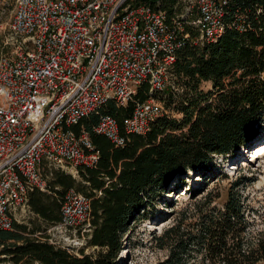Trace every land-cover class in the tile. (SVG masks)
<instances>
[{
	"label": "trees",
	"instance_id": "1",
	"mask_svg": "<svg viewBox=\"0 0 264 264\" xmlns=\"http://www.w3.org/2000/svg\"><path fill=\"white\" fill-rule=\"evenodd\" d=\"M165 12L182 27V45L176 49L169 87L152 89L143 82L127 105L108 100L71 129L88 133L98 152L96 162L78 166L73 177L54 169L47 190H30L27 223L13 221L0 230V264H119L123 237L133 216L145 211L151 192L188 170L208 172L214 157L247 149L264 120V0H229L228 25L215 41H196L195 13L184 0H135ZM242 29L231 25L234 18ZM209 88L204 89L203 84ZM160 100L167 112L143 133H125L123 119L135 104L149 97ZM113 116L125 142L117 145L93 131L100 115ZM227 177V175L225 174ZM251 177L239 175L227 186L220 204L210 196L193 203L174 224L153 236L166 256L156 264H264V228L249 235L243 190ZM90 200L87 246L73 251L49 243L47 227L60 220L68 189Z\"/></svg>",
	"mask_w": 264,
	"mask_h": 264
},
{
	"label": "built area",
	"instance_id": "2",
	"mask_svg": "<svg viewBox=\"0 0 264 264\" xmlns=\"http://www.w3.org/2000/svg\"><path fill=\"white\" fill-rule=\"evenodd\" d=\"M196 15V41L225 30L229 0H184ZM234 18L231 25L242 29ZM11 51L0 57V230L29 211L30 190H47L54 169L92 166L98 152L88 133L71 127L106 103L125 106L143 82L164 91L171 81L182 27L165 12L135 0H13ZM155 97L136 103L124 132L145 133L163 114ZM93 131L125 142L117 120L100 115ZM60 220L43 234L73 249L90 232V200L70 188Z\"/></svg>",
	"mask_w": 264,
	"mask_h": 264
},
{
	"label": "rangeland",
	"instance_id": "3",
	"mask_svg": "<svg viewBox=\"0 0 264 264\" xmlns=\"http://www.w3.org/2000/svg\"><path fill=\"white\" fill-rule=\"evenodd\" d=\"M12 9L13 0H0V57L12 50L9 27ZM203 87L207 89L209 84L204 83ZM163 111L167 112L164 107ZM263 142L264 120L247 149L239 148L229 156L216 155L208 172L188 170L180 178L166 184L162 190L151 192L147 198L149 204L146 210L140 211V214L130 220L129 230L123 237V248L118 256L119 264H156L163 260L166 250L155 245L153 236L174 224L184 213L190 214L193 203L206 196L212 199L211 205L220 204L225 198L228 184L239 175L251 177L243 190L246 217L250 223L248 234L254 235L258 229L264 228V154L258 157L259 152L253 149ZM65 171L79 179L73 170ZM32 217L30 211L19 212L17 215L18 221L22 223H27ZM41 228H47L43 221ZM89 233H82V241H79L73 251H93L92 247L87 246Z\"/></svg>",
	"mask_w": 264,
	"mask_h": 264
},
{
	"label": "bare ground",
	"instance_id": "4",
	"mask_svg": "<svg viewBox=\"0 0 264 264\" xmlns=\"http://www.w3.org/2000/svg\"><path fill=\"white\" fill-rule=\"evenodd\" d=\"M253 149H256L257 151L259 150H263L264 149V142L262 144H259L257 147L253 148ZM252 149V150H253ZM256 154V153H255Z\"/></svg>",
	"mask_w": 264,
	"mask_h": 264
}]
</instances>
